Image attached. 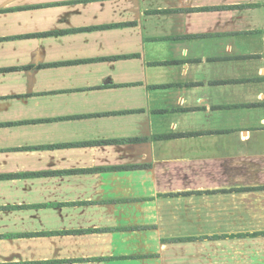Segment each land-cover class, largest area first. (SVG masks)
<instances>
[{
    "label": "crops",
    "instance_id": "0c3cea01",
    "mask_svg": "<svg viewBox=\"0 0 264 264\" xmlns=\"http://www.w3.org/2000/svg\"><path fill=\"white\" fill-rule=\"evenodd\" d=\"M259 188L264 0H0V264H264Z\"/></svg>",
    "mask_w": 264,
    "mask_h": 264
},
{
    "label": "trees",
    "instance_id": "16d2710c",
    "mask_svg": "<svg viewBox=\"0 0 264 264\" xmlns=\"http://www.w3.org/2000/svg\"><path fill=\"white\" fill-rule=\"evenodd\" d=\"M259 189H264V188H259ZM243 190H245V189H243ZM247 190H250V189H247ZM233 191H239V190H233ZM222 192H232V190L231 191H221V192H218V193H222ZM213 193H216V192H188V193H181L179 195L189 196V195H192V194H213ZM167 196L168 197H173V196H176V195L170 194V195H167Z\"/></svg>",
    "mask_w": 264,
    "mask_h": 264
}]
</instances>
